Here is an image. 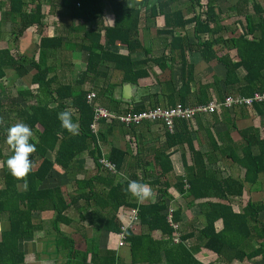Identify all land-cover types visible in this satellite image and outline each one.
<instances>
[{"label":"trees","instance_id":"1","mask_svg":"<svg viewBox=\"0 0 264 264\" xmlns=\"http://www.w3.org/2000/svg\"><path fill=\"white\" fill-rule=\"evenodd\" d=\"M128 1H132L131 6L127 4ZM219 1L221 0H206L205 5L202 6L201 0H186L181 6L180 0H49V4L53 7L52 11H55L56 7L59 10L67 7L70 8L71 16L81 17L84 21L100 19L105 5L109 7L114 17L113 25L104 27L103 35L100 31L88 32L89 42L83 46V49L88 51L86 67L78 73L79 81L73 85L61 84L53 88L54 78L48 77L51 66L46 63L47 53L49 49L58 46L56 42L61 44V35L41 36L36 60L25 59L16 50L12 51L8 47L0 48V81L6 77L7 69H12L17 77H23L28 74L27 67L30 66L35 69L30 83L36 85L40 95L43 96L34 101L31 91L25 90L26 97L31 99L24 108H17L13 103L0 100V141L6 140L10 119L5 113L11 112L17 114L12 119H18L19 123H26L30 127L34 137V141L31 142L36 143V152L31 154L32 170L26 180L11 175L5 164L8 156L12 154L11 149L8 154L3 155L2 147H0L2 173L0 215L5 214L8 221V228L2 232L0 239V264L23 263L24 255L18 249V240L33 236L36 230L33 223L35 212L52 209L54 211V217L51 219L53 227H56L59 222L69 224L72 220L66 212L73 203L80 200L84 202V206L79 209V223H86L96 232L99 230L111 232L117 234L119 239L121 236L123 244L129 245L130 262L128 264H211L204 263L195 256L197 247L188 246L186 243L190 239L196 240L197 246L215 254L225 264L249 262L256 257L262 260L260 264H264V219L261 216L264 212L263 202L246 197L238 211L232 207V197L243 195L245 182L255 183L258 174H262L264 182V121L259 123V128L254 124L238 128L243 140L240 146L241 155H235V149L231 150V155L227 153L232 161L243 168V176L240 179L229 175L222 176L219 169H210L213 167L209 166L210 151H218L222 148L212 145L206 152L194 148L189 119L175 120L172 132L162 122L146 121L162 124L165 128L164 148L156 147L151 151L154 164L158 168L157 178L147 181L145 176L148 169H152L153 163L141 162L138 165L140 168L138 173L132 172L126 179H122L116 173L125 165L127 151L115 147L109 148L106 160L114 165L115 173L108 172L99 163L101 152L98 140L100 143L104 142L105 136L103 132L96 133L91 128L94 122L93 102L96 98L92 103H88L86 98L88 92L82 88H76L82 85L84 77L89 73L101 76L99 68L104 63H110L114 69L120 70L123 80L136 82L146 76L144 70L140 69V66L146 63V59L135 60L134 58V53L142 49L138 24L143 13L142 19L147 21L158 16L163 17L164 26L158 29L157 33L169 37L171 48L179 47L180 52L187 49L195 50L203 61L216 60L223 66L222 76L213 77V83L218 91V101L215 102L219 104L213 115H218L217 111L220 108L230 109L220 104L227 94L248 96L254 91L263 92L264 7L257 1L248 4V0H236L230 5L227 10L236 16L242 15L245 25L242 32L228 39L221 33L226 26L220 24L219 12L221 11L217 6ZM31 3L33 7L30 6ZM8 5V11L1 16V19L9 18L10 30L15 40L28 27L34 24L43 25L44 13L40 0H8ZM197 6L204 7L202 11L204 16L196 11ZM188 12L191 15L186 17ZM237 22L241 23V20L238 19ZM188 24H193L194 39L185 34L175 33L177 29H184ZM200 34H205V37L201 38ZM102 37L106 41V46L113 45L115 42L125 45L127 53L118 54L105 49L101 43ZM228 42L231 44L233 53L226 49ZM219 43H222L224 52L215 50L214 46ZM239 68L244 70L242 76L238 72ZM194 69L193 63L184 57L181 58L182 85L177 92V102L182 105L187 106ZM112 88L113 84H107L106 95ZM207 89H209L207 86L199 89L201 94L196 103L209 101ZM68 97L72 101L71 104L66 103ZM109 99L114 104L113 109L118 110V105L111 96ZM52 102L57 104L50 106ZM177 102L173 99L167 106ZM10 104L15 106L14 110L9 109ZM155 106L157 105L151 107ZM69 108L74 109L73 120L78 124L79 131L75 135L62 127L58 119V113ZM147 108L144 105L135 106L126 109V112L143 111ZM237 108L243 114L244 111L253 109L257 115L264 116V102H254L251 106H237L230 110ZM112 112L119 113L114 110ZM99 121L101 124H110L106 125L108 127L126 126L114 120ZM139 125L132 124L126 127L134 129ZM183 144L187 146L191 165L185 177H176L173 188L186 206L190 207L193 202L199 201L201 215L199 217L202 220L199 227L184 221L180 205L172 210L171 215V221L177 226L174 228L170 225L167 221L168 209L171 208L168 203L174 199V195L168 187L165 185L162 187L163 182L159 180L172 170L166 150ZM49 152L52 153V158ZM84 152L92 158L98 170L103 171L88 178L72 177L76 190H79L77 194L68 197L62 191L60 184L43 187V182L53 173L54 167L66 174L73 167L76 157ZM129 180H138L150 186L156 185L160 194L158 199L139 203V200L126 191ZM99 182H104L106 185L104 192L95 191V185ZM22 185L23 189L20 190L18 186ZM123 208L129 209L124 214L125 221L120 219V215L118 216L119 210ZM132 209L136 211L134 215L131 213ZM133 216L136 219L131 221ZM217 221L221 224L219 228L216 227ZM137 224L140 225L139 230L134 228ZM54 229L60 236L58 245H61V248L58 246V249L67 250L66 264H73L71 257H79L81 264L87 260L88 264H127L116 252L102 250L95 244H90L91 247L89 246L85 252L81 253L75 249L70 237L58 228ZM251 239L255 240L254 245L251 244ZM192 246H196L195 243ZM234 261L237 263H233Z\"/></svg>","mask_w":264,"mask_h":264},{"label":"crops","instance_id":"2","mask_svg":"<svg viewBox=\"0 0 264 264\" xmlns=\"http://www.w3.org/2000/svg\"><path fill=\"white\" fill-rule=\"evenodd\" d=\"M40 1L42 2L44 13L42 21L43 25L37 26L34 24L28 27L24 30L23 34L15 40L14 35L10 30L11 23L9 18L1 19V16L6 14L8 11V0H0V48L8 47L12 51L16 50L23 57L36 60L39 54V41L41 36L61 35V44L56 42L55 44L58 46L56 48L49 49L47 53L46 63L51 66V71H49L48 77L54 78V82L52 83L53 88L61 84L73 85L76 81H79L77 79L78 73L83 71L86 67L88 51L83 49V46H86L89 42L87 37L88 32H94L91 30H95L96 32L100 31V34L103 35L102 33H104V27H111L114 23L113 14L109 10V7L105 5L100 19L96 18L84 21L81 17L71 16L70 8L62 7L59 10L57 7H54L55 11H52L53 7L49 4V0ZM221 1L225 3L224 7L220 5ZM221 1L217 3L218 9L221 11L219 12L221 19L220 24L224 25V27L226 26L221 33L226 38L232 35L235 36L243 31V27L245 25L244 17L242 15L236 16L233 12L227 10L228 7L236 0ZM252 1H257L264 7L263 0H248V4H251ZM184 2H186V0H180V3L182 4L181 6H183ZM127 4L131 6L132 1H128ZM30 6L33 7V3H31ZM173 8L174 7H172V9ZM189 15H191L190 12H188L185 16L187 17ZM142 16L143 13L141 14V20H139L138 27L139 39L142 42V49L144 48V50L141 49L135 52L134 58L135 60L146 59V63L140 66V69L144 70L146 76L138 79L136 82L123 80V74L120 70L114 69L110 63H104L99 68L101 76H94L89 73L84 77L82 85H78L76 88H82L88 93L94 92L96 94L95 102H93L95 105H99L103 108L111 111L114 110L119 113H124L128 108L141 105H144L146 108L151 107L152 105L167 106L168 102L173 99H176V102L178 100L177 92L182 85L181 58L184 57L195 66L193 81L191 82V94L189 95L187 106L218 101V91L216 85L213 83V77L215 75L222 76L224 72L223 66H221L216 60H211L209 62L203 61L199 53L195 50L190 51L187 49L180 52L179 47L171 48L169 46V37H165L157 33V30L162 29L164 26L163 17L158 16L153 20L147 21L142 19ZM238 19L241 20V23L237 22L234 26L233 21H238ZM228 20H230L232 25L227 23ZM192 26L193 24H188L184 29H177L175 33L180 35L185 34L191 39H194L192 36ZM200 37L204 38L205 34H200ZM69 41H72L71 48L65 45ZM101 43L105 49H108L113 53H127L126 46L120 44L119 42L106 46V41L104 37H102ZM214 48L217 52H224L222 43L214 46ZM227 48L231 51V53H233L230 42L226 45V49ZM159 61L161 63H159ZM27 69L28 74L23 77H17L12 69H7L10 72H7L6 70V77L0 81V100L11 104L13 103L17 108H24L31 99L30 97H26L25 90L31 91L34 101L38 100L39 97H43L42 94L40 95L36 85L30 83L31 75L35 69H32L30 66H28ZM238 72L242 76L244 74L243 68H239ZM11 84H13V90L9 93ZM107 84H113V88L110 89V92H107V102L108 100L110 101L109 96H111L112 100L115 101L116 105H118V110L113 109V106L109 107L108 105H104L98 100V89L100 87L105 89ZM206 86L209 88L207 89L209 101L206 103H196L198 96L201 94V90L199 89H203ZM14 98L17 99L15 102H12L11 99ZM71 102L70 97H68L66 103L71 104ZM11 104L8 107L9 109L14 110L15 106H11ZM56 104V102H52L50 106H55ZM230 109L227 110L225 108H220V110L217 111L219 112L218 115H213L215 112L199 113L192 119H189V126L190 129H192V146L194 148L199 149L202 152L209 150L212 145L222 148L218 151H210L209 166H213L210 167V169H219L222 176L229 175L232 178L240 179L243 176V168L240 167L238 163L232 161L227 155H231L232 149H235V155H241L240 146L243 144V140L237 129L250 124H254L259 128V123L264 121V116L261 117L257 115L253 109L244 111V114L241 110H239V108L235 110ZM68 110L73 111L74 109L69 108ZM5 115H7L10 119V126L13 125L11 122H14V120H17V123L19 122L18 119H12L15 118L17 114L6 112ZM114 122L121 124V122L117 120H114ZM106 125L110 124H101V121L96 124V133L97 131L103 132L105 136L104 142L100 143V140H98L101 152L99 160H106L109 148L115 147L122 151H127L125 165L119 172L116 173L118 177L126 179L130 176V173L139 172V163L150 162L153 163V166L151 170H149L150 168L148 169L145 179L147 181H152L157 178L158 168L154 164L151 151L156 147L164 148V126L153 122H143L134 129L127 128V125L125 127L120 125L108 127ZM0 147H2L3 155L9 153L10 147L6 143L5 139L0 141ZM224 148L228 150V154L223 152ZM166 153L169 154L172 170L163 178L158 179L163 182L162 187L166 182L168 190L174 195V199L170 201L168 205H170L171 208L174 207L173 209H176L177 206L180 205L182 206L181 209L184 213L183 200H181V197L173 188V183L176 180V177H185V174H187V169L191 165L190 154L186 144L170 147L166 150ZM49 155L50 158L53 157L50 152ZM54 170L48 179L43 182V187L60 184L62 191L68 197L75 195V193L77 194V191H79L76 190L72 177L76 176L78 179H81L82 177L88 178L96 175V173L100 171H103L102 169L98 170L97 166L93 164L92 158L86 152L82 154L80 153L76 157L74 165L68 173L65 174V172L61 171L57 167H54ZM106 170L110 173H115V168L113 171H109L108 169ZM1 177L2 173L0 162V187ZM167 180H170V185H168ZM18 187L20 190L23 189V185ZM104 188L106 189L104 182H99L95 185V191L97 193H100L101 191L104 192ZM151 188L153 190L152 197L143 201L139 200V203L148 200L156 201L158 199L160 194L157 190H159V188L156 185L151 186ZM262 193H264L263 176L262 174H258V178L255 183H244L243 195L239 198L242 204L244 203L246 197H249L254 201H262L264 204V200L257 197ZM236 198L237 197L232 198V207L234 210L238 211L241 208V205L239 207V203H237L238 200ZM198 202L199 201L193 202L190 207L186 206V208L190 209L194 204L198 205ZM83 206L84 202L81 200L77 203H73V205L66 212V215L72 220L71 223L66 224L59 222L56 227H53L51 222V219L54 217V211L52 209H44L38 213L35 212L33 214V223L36 226V230L34 231L33 236L20 238L18 240V249L24 255V261L22 264H66L68 253L66 249H58L59 247L61 248V245H58L60 242V236L56 233L57 231H55L54 228H58L59 231L70 237L74 242L75 249L81 253L85 252L92 244H95V246H98V248L102 250L116 252L121 258H123L125 263L128 264L130 262L128 243H124L119 246V236L117 234L101 230L96 232V230L87 226L86 223H79V209ZM127 210L129 211L128 208L119 210L118 216L120 215V219L123 221L126 219L124 214ZM198 215L201 216L200 213ZM199 216L195 219V221H200V223L198 226L193 225L194 227L201 226L202 220ZM139 226L140 225L137 224L134 228L136 230L138 228L139 230ZM220 226V222L217 221L216 227L219 228ZM7 228L8 221L5 214L0 215V239L2 232L7 230ZM186 243L188 246L197 247L195 250V256L201 261H203V255L210 252L197 246L194 239H190L186 241ZM194 243L196 246H192ZM213 255L216 256L215 254ZM71 258L73 259L71 260V263L73 261V264H81L79 257ZM258 258L259 257H256L252 261L255 262ZM261 261V259L258 261L259 264ZM203 262L211 263V261ZM88 263L89 261L87 260L84 264Z\"/></svg>","mask_w":264,"mask_h":264},{"label":"built area","instance_id":"3","mask_svg":"<svg viewBox=\"0 0 264 264\" xmlns=\"http://www.w3.org/2000/svg\"><path fill=\"white\" fill-rule=\"evenodd\" d=\"M87 102L92 103L96 98V94L94 92H89L86 94ZM254 102H264V91H254L251 95L242 96V95H225L222 104L226 108H233L237 106H251ZM219 104L215 101L208 102L207 104H197L194 106H186L181 103H177L173 106H155L148 107L143 111H127L124 113H115L109 111L99 105L93 106L94 111V122L91 125L92 131L96 132L97 129L96 124L99 120L112 121L117 120L125 125H139L146 121H156L162 122L165 127L169 129L170 132L174 130L175 120L177 119H192L195 115L199 113H213L216 111ZM99 162L109 171L114 170V166L109 163L107 160H99ZM172 208L168 209L167 221L174 228L177 226L175 223L171 221ZM135 210L132 209L131 213L134 215ZM136 219L134 216L131 221ZM118 245H123L121 240V236L118 242Z\"/></svg>","mask_w":264,"mask_h":264},{"label":"clouds","instance_id":"4","mask_svg":"<svg viewBox=\"0 0 264 264\" xmlns=\"http://www.w3.org/2000/svg\"><path fill=\"white\" fill-rule=\"evenodd\" d=\"M58 119L61 126L72 134H78V124L73 120L71 110H64L58 113ZM30 127L23 122L11 125L7 130L6 143L9 145L12 154L5 161L7 169L14 177L25 179L32 170V156L36 152V143ZM132 197L143 201L150 199L153 190L150 185L142 183L138 180H129L127 189Z\"/></svg>","mask_w":264,"mask_h":264},{"label":"rangeland","instance_id":"5","mask_svg":"<svg viewBox=\"0 0 264 264\" xmlns=\"http://www.w3.org/2000/svg\"><path fill=\"white\" fill-rule=\"evenodd\" d=\"M205 1H206V0H201V4H203L202 6L205 5ZM220 5H221L222 7H224V6H225V3H224L223 1H221ZM203 9H204V7H201V8H199L198 6L196 7V11H198L199 13H201L202 16H204V13L202 12V11H204ZM213 20H216V19L213 18ZM225 23H226V21H225ZM227 23H228V24H231V23H230V20H228ZM236 23H237V21L234 20V21H233V25L235 26ZM231 25H232V24H231ZM201 36H203V35H201ZM65 45H67L68 47L71 48L72 41L67 42ZM25 59H29V58L25 57ZM29 60H30V59H29ZM7 72H10V71L7 70ZM12 86H13V84L10 85V91H9V93H11V90H13V87H12ZM16 99H17V98L11 99V101H12V102H15ZM98 100H99V102L103 103L104 105H108L109 107L114 106V104H112L111 101L108 100V102H107L106 90H105L104 88H102V87H100V88L98 89ZM20 101H21V100H20ZM106 102H107V103H106ZM16 121H17V120H14V122H11V123L16 124V123H17ZM18 123H19V122H18ZM227 151H228V150H227L226 148L223 149V152H224V153H227ZM169 181H170V180H167L168 185H170V182H169ZM165 185H166V187H168L167 184H166V182H165ZM251 197H253V196H251ZM257 197H258V198H261L262 200H264V193L259 194ZM232 198H233V197H232ZM236 199L238 200L237 203H239V207H240V205H242V203H241V201H240V198L237 197ZM235 205H236V204H235ZM173 208H174V207H173ZM173 208H172V209H173ZM235 208H236V207H235ZM183 211H184V213H182V214H183V219H184V221H185L186 223H188V224H190V223L194 224V221H195L196 216H197V217L199 216L198 214L200 213V207H199L198 205L194 204L190 209H187V208H186V204H185V202H184V203H183ZM261 216H262V217L264 216V212L261 213ZM199 223H200V221H195L194 226H198ZM194 242L196 243V240H194ZM251 244H252V245L255 244V240H254V239H251ZM207 252H208V251H207ZM210 254H211V256H210ZM204 256H205V258H204ZM259 260H260V259L258 258L255 262L251 260V261H249V262H244V263H240V264H259V262H258ZM203 261H206V262H207V261H211L212 264H225V262H223L219 257L214 256V255H213L212 253H210V252H208L207 254H204V255H203ZM233 263H237V262L234 261Z\"/></svg>","mask_w":264,"mask_h":264}]
</instances>
